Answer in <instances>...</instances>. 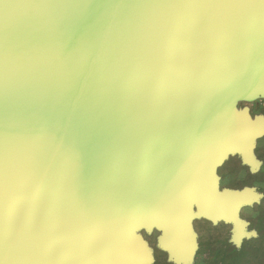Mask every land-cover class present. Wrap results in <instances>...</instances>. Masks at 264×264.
<instances>
[{
    "label": "water",
    "instance_id": "obj_1",
    "mask_svg": "<svg viewBox=\"0 0 264 264\" xmlns=\"http://www.w3.org/2000/svg\"><path fill=\"white\" fill-rule=\"evenodd\" d=\"M238 92L264 93V0H0V264H150L140 227L189 261L194 205L250 237L257 195L216 175L256 165Z\"/></svg>",
    "mask_w": 264,
    "mask_h": 264
},
{
    "label": "rangeland",
    "instance_id": "obj_2",
    "mask_svg": "<svg viewBox=\"0 0 264 264\" xmlns=\"http://www.w3.org/2000/svg\"><path fill=\"white\" fill-rule=\"evenodd\" d=\"M234 106L237 115H246L252 122L264 125V93L247 97L238 92L234 95ZM253 141L256 165L246 163L240 154H233L216 170L221 191L257 195V201L244 206L239 214L241 220H246L251 236L236 237L231 222L213 221L194 205L191 226L197 249L189 261L179 262L171 256L161 244L159 228H138L137 236L150 252V264H264V134ZM243 244L245 254L239 253Z\"/></svg>",
    "mask_w": 264,
    "mask_h": 264
},
{
    "label": "crops",
    "instance_id": "obj_3",
    "mask_svg": "<svg viewBox=\"0 0 264 264\" xmlns=\"http://www.w3.org/2000/svg\"><path fill=\"white\" fill-rule=\"evenodd\" d=\"M244 222L247 224V222H246V220H244ZM248 225V224H247ZM245 229H246V227H245ZM246 231H247V229H246ZM248 232V231H247ZM259 232V231H258ZM245 244V243H244ZM243 244V248H242V250L239 252V253H242V254H245L246 253V250H245V245Z\"/></svg>",
    "mask_w": 264,
    "mask_h": 264
},
{
    "label": "bare ground",
    "instance_id": "obj_4",
    "mask_svg": "<svg viewBox=\"0 0 264 264\" xmlns=\"http://www.w3.org/2000/svg\"><path fill=\"white\" fill-rule=\"evenodd\" d=\"M156 172H157V171H155V170L153 169V170H151L150 174H151V175H155V176H157ZM162 179H163V177H162ZM164 179H165V178H164ZM163 182H164V180H163Z\"/></svg>",
    "mask_w": 264,
    "mask_h": 264
}]
</instances>
